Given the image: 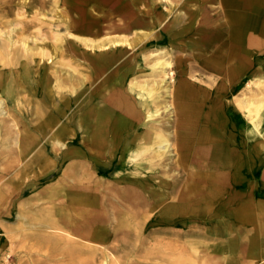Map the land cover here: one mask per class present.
I'll use <instances>...</instances> for the list:
<instances>
[{"label": "bare ground", "instance_id": "bare-ground-1", "mask_svg": "<svg viewBox=\"0 0 264 264\" xmlns=\"http://www.w3.org/2000/svg\"><path fill=\"white\" fill-rule=\"evenodd\" d=\"M211 1L213 0H185L184 4L204 9ZM258 1L219 0L221 5H226L229 9L241 4L253 9ZM6 2L2 1V5L8 4ZM54 2L58 5L61 0ZM65 2L77 12L78 30L83 33L100 34L105 28L131 31L147 25V14L153 18L151 24L162 22L160 13L153 8L151 0ZM93 2L98 8H103V11L104 8L110 11L108 16L98 19L88 17L86 8ZM32 3L43 4L41 0H34ZM235 16L230 45L227 46L228 42H224L211 59L205 60V69L217 71L215 73L219 75H223V69L230 63L236 66L242 64L240 13L236 11ZM187 19L185 17V21ZM254 20V17H250L249 29L254 28ZM104 21L107 23L104 24ZM75 38L85 47L99 50L129 44L128 38L122 36L105 40L81 35H75ZM30 39L36 40L39 36H24L20 40L21 48L15 51L11 49L10 39L7 48L0 50V149L14 150L18 146L22 152L32 151L39 147L36 140L41 137L47 138V148L51 147L52 152L58 149L63 151L65 168L60 180L64 187L57 194L70 197L66 206H71L70 201H77L81 205L78 209L79 228L91 229L92 232L87 236L92 240H109L104 234H111L117 239L116 230L113 229L110 233L109 228L112 226L110 220L114 211L116 215L125 214V219L116 226L126 232V237L120 238L122 242L127 241L131 232L126 229H139L142 224L136 220L140 214L132 209L147 203L155 209L169 200V208L166 209L169 216L156 214L148 226H175L180 221L178 219L185 216L180 214L184 205L178 206L173 202V195L177 193L182 181L179 174L187 172L189 180L185 186L188 191L181 196L189 197L190 192L198 191L197 182L194 181L198 179L202 182V178H207L199 173L200 169H205L203 161L206 151L203 149L208 147V151L221 153L224 148L222 143H215L218 128L226 125L229 117L238 115L240 109L248 117L246 130L249 138H255L264 129V78H260L256 84L260 92L254 91V82L250 83V95L237 96L234 100L235 107H229L222 102L229 92L223 91L220 84L206 86L203 81L193 83L187 78L190 74L187 70L180 73L182 79L176 82L171 68L172 61L165 59V55L158 54L154 63L146 67L140 62V68L130 65V57L117 64L127 53L125 48L115 52L102 51L93 57L85 55L92 66V74L81 77L72 64L69 66L73 70L62 67L67 65L65 62H61V66H54L52 70L42 69L37 56L41 60L50 59V52L37 44L31 45ZM249 41L252 53V38ZM56 49L66 53L63 45H58ZM71 51L81 53L76 48ZM77 56L80 57L78 54ZM236 66L231 67L230 73L228 72L231 78L240 72L241 67ZM168 75L169 79L175 81L174 85L167 83ZM95 80L99 82L87 87ZM220 81L225 83L224 77L221 76ZM175 113L177 120L184 116L185 121L178 122L174 133L171 125ZM83 128L94 153L86 152L84 142L79 145L69 144L78 139ZM172 134L175 141H172ZM65 146L67 148L64 150ZM174 155H178L177 160H174ZM197 157L203 161L197 162L198 166H195L196 161L193 159ZM55 163L56 157L51 155L47 166L52 167ZM179 168L180 171L176 173ZM99 174L104 175L100 177ZM166 175L167 177H163ZM53 194L56 196V193ZM120 201L128 203L132 209L125 210V213L115 211L117 202ZM98 206H101V210ZM60 221L51 222L57 226L62 225ZM69 222L70 226L73 225L71 219Z\"/></svg>", "mask_w": 264, "mask_h": 264}, {"label": "rangeland", "instance_id": "rangeland-1", "mask_svg": "<svg viewBox=\"0 0 264 264\" xmlns=\"http://www.w3.org/2000/svg\"><path fill=\"white\" fill-rule=\"evenodd\" d=\"M2 1H7L8 4L2 5ZM33 1L0 0V50L7 48L10 39L11 49L15 51L21 48L20 40L24 36L38 35L39 39H30V44L48 49L51 56L50 59L42 60L37 56L42 69L52 70L54 66H61V62H65L67 65L62 67L69 70L75 68L76 73L83 77L92 74V66L85 55L93 57L102 51L115 52L125 48L127 53L117 64L130 57L132 62L130 65L134 64L140 68L139 64L142 62L146 67L154 63L158 54L165 55V59L172 61L171 68L175 73L176 82L182 79L180 73L183 70L190 72L187 76L189 81L194 83L203 81L209 86L221 85V76L224 77L225 83L222 85L229 92L226 100L233 107L237 96L250 95L248 87L250 83H255L253 89L256 93L261 91L256 84L260 78H264V0H259L253 9H248L246 5L240 9L239 7L229 9L228 6L221 5L219 0L209 2L204 9L197 5L187 7L184 4L185 0H151L153 8L160 13L162 20L160 24H151L153 18L147 14L149 22L144 27L131 31L105 28L100 34L80 32L76 22L77 12L70 9L65 0H61L58 5L54 0H41L43 2L41 5H33ZM236 11L240 13L243 52L240 58L241 72L231 78L230 68L236 64L230 63L223 75H219L215 73L217 71L205 69V60L211 59L216 49L224 42H228L227 46L230 45ZM109 12L106 8L103 11V8L95 6L94 2L88 4L86 8V14L90 18L107 17ZM185 17L188 18L186 21ZM250 17L255 19L253 29L248 28ZM105 23L107 21H104ZM75 35L96 40L122 36L128 38L129 44L106 50L91 49L77 41ZM251 36L254 40L252 53L249 45ZM58 45H63L66 53L57 51ZM73 48L81 53H72ZM161 50L165 52L160 53ZM69 64H72L73 68ZM251 66L255 68L251 72L247 71ZM169 76L167 83L174 85L175 81L169 79ZM98 82L99 80H95L94 83L92 81L87 87ZM239 112L240 117L248 121L245 112L240 109ZM174 115L171 126L175 133L180 121L177 120L176 113ZM240 117L231 119L228 128L223 129L225 136L235 143L231 150L237 145L235 148L237 152L228 159L230 163L232 161L233 168L200 169L199 173H203L207 178H202L204 180L202 182L198 179L194 181L197 182L198 191L190 192L189 197L181 196L188 191L185 187L189 182L188 174L184 171L179 174L182 181L177 193L173 195V202L178 206L184 205L185 208L181 207L183 209H180V214L185 216H182L184 219H178L180 220L178 224L148 226L156 214L169 216L166 214L169 200L162 202L155 209L148 203L132 209L128 203L117 202L115 211L125 213V210L130 211L131 208L133 212L137 211L140 214L135 219L142 222L139 229H126L131 233L124 242L121 239L126 237V232L118 229L116 224L125 219V214L116 215L112 211L114 213L110 220L112 226H107L111 230L110 233L113 229L116 230L117 239L111 234L110 236L104 234L103 236L109 237V240L95 241L87 236L92 232L91 229L79 228L78 209L81 205L77 201H70L71 206H66L70 197L66 194L64 196L57 194V191L64 187L60 180L65 168L63 151L58 149V152L53 153L51 147L47 148V138H38L36 141L39 142V147L28 152H22L18 146H15L14 150L0 149V264H204L202 261L205 255L204 241L207 242L209 249L210 243L214 244L217 237L211 234L214 231L211 226L222 218L226 219L227 215L245 199L243 194L250 190V187L254 186L257 189L262 185L261 169L243 168L244 158L247 156L244 152L248 149L245 147V134H239L237 122ZM172 136V141H175L173 134ZM260 141L264 142L263 136L257 138L255 143ZM80 142H84L87 153L95 152L91 149L84 128L80 130L78 139L69 144L79 145ZM65 148L67 146L63 149ZM260 148L253 154L258 160L260 156L264 157V145ZM51 155L56 157V163L48 167L47 160ZM107 158H110V154ZM177 158L178 155H174V160ZM193 160L196 161L195 166H198L197 162L203 161L198 157ZM219 161L218 157L212 159V162ZM194 169L197 170V167ZM179 171L180 168L176 173ZM214 172L222 174L224 184L212 175ZM94 175L98 176L96 173ZM103 175L99 174L100 177ZM53 193H56V196ZM98 209L101 210V206H98ZM69 219L73 224L71 226ZM53 220L57 222L61 220L62 225L54 226L55 224L51 222ZM108 241L112 242L109 244ZM199 242L200 246L196 245L199 249L192 247V244Z\"/></svg>", "mask_w": 264, "mask_h": 264}, {"label": "crops", "instance_id": "crops-1", "mask_svg": "<svg viewBox=\"0 0 264 264\" xmlns=\"http://www.w3.org/2000/svg\"><path fill=\"white\" fill-rule=\"evenodd\" d=\"M242 6L245 5L241 4V6H239L238 9H240V7ZM251 38H252V45H251L252 48L254 40L252 36ZM242 52L243 50L241 48V53ZM236 67H241V66L237 65ZM225 68L223 69L222 73H224ZM254 68L255 67L251 66V68H248L247 71L249 70V72H251ZM240 72H241V68H240ZM222 83L220 85L221 88L223 89V91L227 92V89L224 88V85H222ZM227 96L228 95L225 96L222 102H224V104L226 105H229L226 100ZM229 107L232 106L229 105ZM234 117L238 119V117H240V112H238V115L229 117L227 120L228 121L227 124L226 125L223 124L222 127H219L217 131L218 134L214 137V138H218L217 141H215V143L220 142L223 144L224 146L223 151L221 153H218L214 151H208L207 150L208 147H206V150L203 149L204 151H206V158L205 161H203L204 163L203 167H205V169L202 170H206V169L215 170L216 168L228 169L234 167L232 161L230 163L228 159L232 158L233 153L237 152L235 150L237 145H235V147L232 148L231 150V147L235 143H233L230 140V138L228 139L225 136L223 130L228 128L231 119H234ZM184 119L185 117L183 116L180 117V120L178 121L183 122L185 121ZM237 123H238L237 124L238 129L240 130L239 134L240 133L245 134V139H246L245 147H247L248 149L247 151L244 152V154L246 153L245 155L247 156L246 158H244L245 164L243 163L244 164L243 168L250 170L261 169L262 171H261L260 183H262V185L257 189L254 186L250 187V190L248 189L243 194L245 196V199L238 204V206L234 209V211L230 212L227 215L226 219L222 218L219 221H217L216 224L211 226L214 229V231L211 234L216 235L217 237L214 244L210 243L209 249L207 247L208 246L207 242L204 241L205 255L203 256L204 260L202 259L203 262L205 261L204 264H264V157L260 156L258 160L257 156L254 157L253 155L254 153L257 152L256 150H258L260 146L264 145L263 141L262 142L260 141L261 144L259 142L255 143L257 138H260L262 136L264 138V129H262L261 134L259 133L255 138L251 139L249 138L246 130V124L248 123V121L241 118ZM251 146H253V148ZM204 151H200V152L203 153ZM216 157L220 158L219 163L212 162V159ZM212 175L215 178L217 177L219 180L222 181L221 173L218 174L214 172ZM220 183L224 184V181ZM199 244L200 242L196 244H192V247H198L200 246ZM188 246H191V244L189 243ZM209 250L211 251L209 252ZM197 257H199V255Z\"/></svg>", "mask_w": 264, "mask_h": 264}]
</instances>
